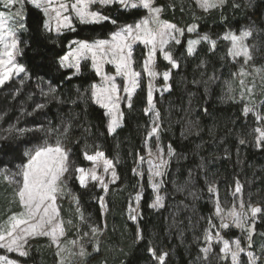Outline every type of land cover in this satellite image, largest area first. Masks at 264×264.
Returning a JSON list of instances; mask_svg holds the SVG:
<instances>
[{"label":"trees","instance_id":"16d2710c","mask_svg":"<svg viewBox=\"0 0 264 264\" xmlns=\"http://www.w3.org/2000/svg\"><path fill=\"white\" fill-rule=\"evenodd\" d=\"M156 5L162 9L164 21L183 30L197 25L195 36H208L213 42H200L193 55L187 51V35L181 44H171L168 52L178 64L175 70L156 59L157 72L171 70L169 91L154 96L160 123L158 141L170 153L159 189L160 208L153 207L155 192L146 169L142 178L134 172L145 156L144 144L152 124L146 111V80L141 81L131 107L122 105L123 123L112 135L103 110L91 99V84L97 79L94 72L83 64L81 73L73 76L60 65L70 41L102 40L114 26H78L55 36L45 30L42 13L27 7L26 27L19 38L20 60L29 78L20 85L7 83L0 92V156L8 159L0 160V169L17 174L35 142L51 145L59 141L70 150L68 181L80 210L61 204L67 235L78 238L89 224L101 230L97 250L87 249L83 264H161L159 257L163 264H198L201 252L210 244L208 233L221 230L211 204L214 192L222 202H231L239 185L247 210L250 205L264 207V139L258 146L257 120L246 115L237 89L232 94L238 86L234 77L240 63L232 61L230 44L224 39L229 32L251 31L254 39L249 44L254 47L248 67L264 68V0H226L210 11L200 9L194 0H156ZM102 12L119 24L133 23L144 13L125 12L117 5ZM144 57L143 49L135 54L138 71H142ZM157 84L163 83L158 80ZM17 99L23 108L15 104ZM20 129L27 131L19 134ZM98 151L115 162L116 181L106 195L105 215L97 202L102 191L95 183L82 187L75 171L89 167L85 154ZM137 195L139 219L135 224L130 206ZM18 210L16 189L0 176V223ZM256 227L261 231L257 240L264 234V222ZM221 232L229 238L228 232ZM214 245L218 256L211 264H230ZM26 249L27 258H19L23 264H56V249L50 239L31 240Z\"/></svg>","mask_w":264,"mask_h":264},{"label":"rangeland","instance_id":"374dc122","mask_svg":"<svg viewBox=\"0 0 264 264\" xmlns=\"http://www.w3.org/2000/svg\"><path fill=\"white\" fill-rule=\"evenodd\" d=\"M194 1L196 2L197 6L204 11H210V10L219 8L226 2V0H222V2H221V0H208V2L210 4H214L215 6L208 7L207 9H205L204 7H201V0H194ZM59 2H60V0H53L51 7L52 8L58 7ZM63 2L71 5L72 3L75 2V0H63ZM136 2L138 3L139 0H136ZM113 5H117L120 10H123L125 12L140 10L144 13H143V15H141L139 17V19L137 21H135L133 23L119 24L118 22L114 21L113 17L107 16L102 12V10L104 8L112 7ZM153 5H154V7H158L156 5V0H153ZM29 6H30V8H34V9H36L42 13L44 20H45L44 25H45V23H49L50 28H51V30H49L48 28L44 27L45 30L48 33L54 34L55 36H61L62 34L69 32V31L72 32L78 26L104 25V24L114 26L116 29L114 31H112L106 38L102 39L103 41H108L109 43L112 42V36L114 35V33L120 31L122 28L127 27L129 25L134 26V25L140 23L142 20L148 19L150 16L147 9L131 8V7L124 8L119 3H116V2H113L111 4H107V5H103V4L97 2V3H91L90 4L89 11H96L101 16H107L109 19L102 20L98 23H81L79 21V19L76 17L75 12L72 11L71 9H69V11L64 12L63 15L71 16V21H70L71 26L65 27V26L61 25L59 27V30H57V21L54 18L55 12L49 10L48 14H45L44 10L42 8L37 9L31 3V0H24V4H23V16H24L23 23L25 25H26V17H27V7H29ZM20 7L21 6L18 4L15 7L9 9V8L4 7V5L2 3H0V8H1L0 13H4L6 15L11 16V14L16 12L17 10H19ZM159 20L161 22H166L161 18V12L159 13ZM113 21H114V23H113ZM166 23L171 24L169 22H166ZM149 27L155 29L157 27V25L154 23H150ZM190 28L193 29V31H188V29H190ZM176 29L180 30V31H173V35L176 37V39H169L167 41V43L163 46V50H161L160 46L157 45V49H156L155 56L153 57V61L149 64V68L154 69L155 72L157 73V75L155 77H150L148 75V70H146L144 67V63L148 59V52H149V49L151 46L145 45L143 43V41H141V40H137V41H131L130 40V41H128V43L131 45V50H132L131 68L134 71L141 73L140 78H139V85H140L141 81L143 79H145L147 86H148V90H149V85H151V89H152V97H153L152 105L154 107L150 108L149 104H147V114H149V116L152 118L151 129H150V132L148 134L147 140L144 144V149H145V156H143L144 159H143V161H141V159H139V161L135 167L134 172L140 178H142V175L144 174V168L146 169L145 171L148 173V176L150 178L152 189L155 192L154 204H156L157 196L161 197L160 191H159L160 184H161V180L163 178V175H164V172L166 169L167 160L170 157V153L167 152L164 148H162L161 145L159 144V141H158L159 134H160V123H159V118L156 116L157 112H156L155 104H154V96L156 95V93L158 95H162L165 92L169 91V89H170L169 81L171 78L170 77L171 76V70L169 69L168 71H166L169 73V78L167 80H164L163 74L165 72L159 73L156 71V68H155L156 59L160 58L163 61H165L167 64H170L169 61L164 58L165 53H169L168 48L171 44H181L185 35H187L186 42H187V51H188L189 55H193L196 52L200 42H208L210 44H213V42L210 41L208 36H207L208 40L203 39V37H205V36H201V37L195 36L196 33L198 32V26L197 25H192L186 30L180 29L178 27H176ZM23 30H25V27L15 29V39L17 40L18 46H17V49L14 51V63L16 65H18L19 67H22L24 69V71L13 74L8 81H6L3 85H0V92L2 91L3 86H5V84H7V83L15 82V83H18V85H20L23 82H26L27 78H29L28 73L25 70V68H24V66L20 60L22 52H21L20 45H19V41H20L19 35H20V32ZM244 32L249 33V35L247 37H245L243 40V44L247 47L248 53L250 56V59H247V60L245 59L244 56L234 57L231 55L232 41L230 38H226V37H230L231 35L240 36ZM242 33L235 34V33L229 32L224 37V39H226L230 44V56L232 58V61L235 63H240L239 70L234 77L235 79L238 80V86L234 90H232V94L237 89L236 92H238V94H237L238 100L244 102L246 109H251V111H248L246 113V115L251 114L252 116H254V118L257 120V123H258L257 129L264 131V88H263L264 87V68H261L258 66L248 67L249 65L252 64V51H253L254 45L253 46L250 45L249 41L252 38L253 34L251 31H243ZM252 39H254V38H252ZM96 41H101V40L97 39L94 41H88V40H72V41H70L68 46H67V53L60 59V65L64 69L71 70L73 76H78L81 73V69H82L83 64L88 66L89 70L94 72L97 79H96V82H93L91 84V99H92L94 104H96L99 108H101L103 110V112L106 116V119H107L108 131L110 134L113 135L116 133L118 128H120L122 123H123L122 105L124 104L127 106V103H126L127 94L123 91V89L127 85V80L125 77H122V76L117 74L116 67L113 63L107 62L108 57H104L103 62H101V59L99 56H97L94 60L91 52H84L83 54L78 53L77 50L79 48V44L77 42H87L89 44H93ZM177 41H179V42H177ZM190 41H198V43L190 44L189 43ZM189 48H191V51H189ZM140 49H143L145 51V57H144L145 59L143 60L142 71H138L136 69V64H135V54ZM3 53H4V48L2 45H0V59H6V57L3 56ZM170 55H171V53H170ZM65 57H68V59L65 60L64 59ZM173 61L176 63V61L174 59H173ZM97 63H101L102 73H97L96 66H95ZM170 65H171L173 70L178 68V67H173L172 64H170ZM77 67H78V70H77ZM257 69H259L260 71H257ZM242 72L245 73V75H241ZM105 74L108 76H115V84L117 86H119V88H120L119 96L121 97V103H120L121 115L119 116V125L115 128V131L109 130V125H110L112 117L110 114H108V109L105 107H102L100 104L96 103V100L93 96V92L95 90L93 86L94 85H104L106 83V81L103 79V76ZM158 80L160 81V83H163V84L158 85L157 84ZM241 81H243V85L241 84ZM138 87H137V89H138ZM232 88H234V85H232ZM137 89H136V91H137ZM248 89H251V91H248ZM136 91L132 94L131 101H132V98H133L134 94L136 93ZM259 91H262L261 95L263 96V98L260 102L257 99L258 95H259ZM41 95H42V93H41ZM41 95H40V97H41ZM19 100H20V98H19ZM19 100L17 99V102H15V104L18 106V108L19 107L23 108L24 105L21 102H19ZM27 102H28V104H30V101H27ZM31 103H33V101H31ZM39 103L40 102H38L36 105L40 106ZM147 103H148V99H147ZM41 107L42 106L37 107V109H39ZM28 115L29 114H27V116ZM28 117L30 118V115ZM29 118H27V119H29ZM43 119L45 120V117ZM153 121H155V124L153 123ZM154 126L158 127V132L155 134H152L151 130ZM17 128H15V129L17 130ZM26 131L27 130H25V129L24 130L20 129L19 134H23ZM8 135H9V133H8ZM262 140L263 139H260V134L257 131V144H258V146L261 145ZM56 143L57 142L50 145L49 143L41 141L40 144L37 145V143L35 142L30 147L29 151L27 150L26 153H29L33 149L40 147V146H43L45 144L49 145V146H54ZM60 144H61L62 148L64 149V151L67 153V167H68V171L63 173V175L61 176V178L58 182L59 194H58V198H57V205L59 206V209H60V219L63 221V227L65 229L63 236L59 237L60 245L64 249V251L59 252V254H58L57 247L53 243L52 244H53L54 248L56 249V264H61V261H63V264H83L84 260H86L85 257L89 255L88 251H91L92 249L95 251L97 250V243H98L100 236H101V230L96 228L97 231L95 233H93L91 231V229L94 227L91 224H89V226L86 229L82 230V236H80L78 238H69L67 235L66 225H65V222H64L62 215H61V204L66 203L68 205H73L75 207V210H77L78 212H79L80 208H79L78 197L71 190V188L69 186V181H68L69 180L68 178L70 175V172H69V170H70V167H69L70 166V163H69L70 150L66 144H64L62 142H60ZM149 150H150L151 154H149ZM96 153H102V152L98 151ZM158 154H159V156H158ZM0 160L1 161L3 160L2 162H4V161L7 162L6 160H8V159L5 160L4 157L1 155ZM27 160H28V156L26 155L25 163L27 162ZM149 160H151L152 164L156 165V166L163 164V167L160 169V171L163 173L161 176H154L153 175V171L150 170V165L148 163ZM86 161H88L90 164H89V167H87L85 169L86 170L94 169L95 174L99 177H102L104 180V183L107 185V191H105L103 189V187L100 185V183L98 181L94 182L90 178V176H89V179L87 180V185L89 183H95L97 188L102 191L103 196L97 202L102 209L103 215H105L106 210H107L106 209V195H107V192H108L110 186L116 181L115 162L109 160L104 155H103V157L98 158L95 162L89 161L87 159H86ZM105 161H111L112 162V166L108 169L107 173L104 172ZM22 165L23 164H21L19 168H21ZM18 172L19 171H16V173H18ZM113 172L115 173V179H113V176H112ZM0 176H3L5 181H7V183L10 186H12L16 189V194H17V190H18L19 185L16 183V181L19 180L20 177L17 176L15 173H11L5 167L0 169ZM78 176H79V173L77 172V179H78ZM6 177H8V179H6ZM78 183L80 184L79 180H78ZM154 184L156 185V188L153 187ZM213 194H214V197L211 199V204L215 208L216 218H217L219 223H221V221L223 220L224 223H227L229 225L228 228L220 227L221 230L228 232L229 238H225L222 235L221 230H219L217 233H214V234H213V232L212 233L209 232L208 236H210L211 239L210 240L208 239V241L210 244H208L205 247V249H208V251L206 252L204 249L201 252L202 257L200 258L198 264H211V260H213L215 257L217 258L218 254L215 252L214 243L217 244L216 246H219L221 254L226 256L230 260V264H233V261L231 259V251L235 250L236 241L240 242V247L243 249V251L239 254L237 264H264V234H261L262 236L260 235L261 238H259L257 240L255 239V237L258 236V233L261 232V231L257 232L256 225H261L264 222V207L261 205H250L249 210H247L245 208L246 204L244 202L243 195H242L241 191L239 193H237V192L235 193L237 196H235L236 197L235 200H233L231 202H222L220 200V196L217 192H214ZM138 197H139V199H138ZM17 201H18V196H17ZM139 204H140V195H137L134 202L130 206L131 218L133 216L135 217V219H132V221L135 224L138 223V219H139ZM241 204H243V207H241ZM161 206H162V200H161V204L155 206V208L158 209ZM218 207L220 210L219 213L217 212ZM253 207L261 208V212L256 214L255 216H253L251 214V209ZM21 211H23V209H22V206L19 204V210L17 212L11 213L7 218H5L2 221V223H5L11 215L18 214ZM233 211L240 214L241 218L247 221V223L244 225V227H237L235 225L234 218L231 215H229V213H231ZM249 235H251V239H249ZM41 237H46V238L50 239L47 236L28 237L26 242H24L23 250L27 253L26 247H27L28 242L31 240L37 239V238H41ZM223 240H228L229 245H230V251L227 254L223 251ZM50 241H51V239H50ZM72 241L76 242L75 245H73L71 243ZM81 246H83V248L85 249V254L83 256L78 254ZM87 249H88V251H87ZM249 254H251V255H249ZM0 256H6L9 261H13V262H15V264H23L22 262L19 261L20 257L25 258V259L27 258V254L25 256H20L17 252H8L7 249H3V248H0Z\"/></svg>","mask_w":264,"mask_h":264},{"label":"snow or ice","instance_id":"6c2138e0","mask_svg":"<svg viewBox=\"0 0 264 264\" xmlns=\"http://www.w3.org/2000/svg\"><path fill=\"white\" fill-rule=\"evenodd\" d=\"M101 3L103 5L111 4L113 2L119 3L124 8H143L147 9L150 16L148 19L142 20L140 23L132 26L122 28L120 31L114 33L112 36V42L108 41H96L93 44L87 42H77L79 44L78 53L91 52L93 59L97 56L100 57L103 62L104 57H108L107 62L113 63L116 67L117 74L125 77L127 85L123 91L127 94V106L131 107V96L139 86V78L141 73L134 71L131 68V45L128 41L141 40L145 45H150L148 52V59L144 63V67L148 70L150 77H155L157 73L154 69L149 68V64L153 61L155 56L157 45L163 50V46L169 39H176L173 35V31H180L176 29L175 25L161 22L159 20V13L162 11L159 7H154L153 0H75L71 5L60 0L58 7L52 8L53 0H31V3L37 9H43L45 14H48L49 10L55 12V19L57 21V30L61 25L70 27L71 16L63 15L64 12H68L69 9L75 12L76 17L81 23H98L102 20L109 19L107 16H101L96 11H89L91 3ZM222 2V0H221ZM0 3L6 8H13L16 5H20V9L12 13L11 16L4 13H0V45L4 48L3 56L6 59H0V85H3L8 81L15 73L22 72L24 69L14 63V51L17 49V40L15 39V29L24 28L26 25L23 23V4L24 0H0ZM215 6L210 4L208 0H201V7L207 9L208 7ZM114 23V21H113ZM154 23L157 25L155 29L150 28L149 24ZM45 28H50L49 23H45ZM74 30V29H73ZM193 31V29H188ZM182 34V33H181ZM249 35L248 32L242 33L240 36L231 35L232 51L231 55L244 56L245 59H250L248 49L243 44L245 37ZM204 40H208V37H203ZM179 42V41H177ZM190 44H196L198 41H190ZM214 46V45H213ZM191 51V48H189ZM164 58L172 64L173 67L178 65L173 61L170 53H165ZM65 60L68 57L64 58ZM97 73H102L101 63L96 65ZM78 70V67H77ZM257 71H260L257 69ZM245 75V73H241ZM164 80L169 78V73L163 74ZM103 79L106 81L104 85H94L93 96L96 103L102 107L108 109V114L111 115V122L109 125L110 131H115V128L119 125L120 103L121 97L119 96L120 88L115 84V76L104 75ZM243 85V81H241ZM251 91V89H248ZM148 104L150 108L152 105V89L149 85L147 93ZM147 111V110H146ZM251 111L246 109L245 112ZM158 113L156 116L158 117ZM259 118V117H258ZM155 124V121H153ZM260 134V139H264V131L257 129ZM158 132V127H153L152 134ZM149 154H151L149 150ZM28 160L20 168V171L16 174L20 177L16 183L19 185L17 190L18 202L22 206L23 211L18 214L11 215L5 223H0V248L7 249L8 252H17L20 256H25L27 253L23 250L24 242L28 237L47 236L51 239L52 243L57 247L58 254L63 252L64 249L60 245L59 237L64 234L63 221L60 219V209L57 205V198L59 194V180L63 173L68 171L67 167V153L62 148L59 141L54 146L43 145L33 149L31 152L26 153ZM103 153H96L95 155L85 154V158L89 161L95 162L98 158L103 157ZM159 156V154H158ZM143 161V157L140 158ZM150 170L153 171L154 176H161L163 173L160 169L163 164L158 166L153 165L152 161H148ZM112 166L111 161H105L104 172L107 173L108 169ZM79 173L78 180L82 187H87V180L90 178L95 182L98 181L105 191H107V185L104 183L102 177L95 174V170H86L85 168L75 169ZM113 179H115V173H112ZM8 179V177H6ZM156 188V185H153ZM215 191V189H210ZM235 191L239 193L241 187L237 185ZM139 199V197H138ZM162 198L157 196L156 204L153 207L161 204ZM78 203V202H77ZM243 207V204H241ZM219 207L217 212L219 213ZM261 212V208L253 207L251 214L255 216ZM234 218V223L237 227H244L247 223L242 219L240 214L235 211L229 213ZM132 219H135L133 216ZM228 224L223 220L220 223V227L228 228ZM91 231L95 233L96 228H92ZM206 239H211L210 236ZM251 239V235H249ZM75 245V241L71 242ZM207 252L208 249H205ZM223 251L227 254L230 251V245L228 240H223ZM243 251L240 247V242L236 241V248L231 251V259L233 264H237L239 254ZM71 254V253H70ZM79 255L85 254L83 246L79 249ZM251 255V254H249ZM161 264H163V257H159ZM0 264H15L13 261H9L6 256H0ZM63 264V261H61Z\"/></svg>","mask_w":264,"mask_h":264}]
</instances>
